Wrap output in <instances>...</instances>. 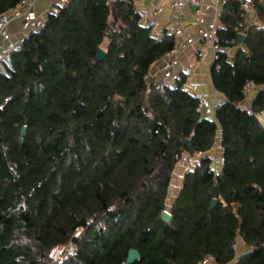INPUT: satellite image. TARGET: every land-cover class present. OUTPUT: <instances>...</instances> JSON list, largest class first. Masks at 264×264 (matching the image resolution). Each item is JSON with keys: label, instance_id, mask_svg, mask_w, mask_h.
I'll return each instance as SVG.
<instances>
[{"label": "trees", "instance_id": "trees-1", "mask_svg": "<svg viewBox=\"0 0 264 264\" xmlns=\"http://www.w3.org/2000/svg\"><path fill=\"white\" fill-rule=\"evenodd\" d=\"M20 2L0 0V14ZM255 6L257 22L237 0L221 17L213 117L186 72L149 79L176 37L157 36L136 0H69L0 59V264H127L131 248V264H264V127L244 104L252 80L250 108L264 111V1ZM219 137L221 166L208 155ZM185 152L201 155L167 222Z\"/></svg>", "mask_w": 264, "mask_h": 264}, {"label": "crops", "instance_id": "crops-1", "mask_svg": "<svg viewBox=\"0 0 264 264\" xmlns=\"http://www.w3.org/2000/svg\"><path fill=\"white\" fill-rule=\"evenodd\" d=\"M200 1L203 5L204 16L206 19L210 20L212 17L210 0ZM221 1L224 2L223 10L225 11L230 0ZM60 2L61 0H40L37 3L36 11L41 17L45 18L47 13L59 5ZM136 4L142 11V21L146 24H152L157 36L162 35L165 29L169 32L177 29L182 31L175 37L177 45L180 46L178 68L180 71H184L188 75L186 88L189 90L196 89L197 93H208L210 101L216 110V107L224 100V95L215 88L211 79V68L215 63L212 58L213 48L211 42L201 36L200 28L198 26L191 24L195 7L187 6L179 8L175 6L171 0H136ZM247 19L254 22L259 21L257 10L253 18ZM221 25L222 22L220 21V26ZM10 30L14 38L21 36L23 34L21 21H13L10 25ZM242 46L236 45L235 47L227 49L229 56L232 57L237 49ZM159 63L160 62L153 66V70L157 69L158 65H160ZM257 90L258 87L256 86L249 94H247L244 101L245 106L251 107ZM200 155L201 154L194 156L195 162ZM208 155H212L217 161V166H221L222 147L220 137L215 146L208 152ZM173 202L174 201H172V203ZM237 247H240L239 249L241 250L244 249L242 240H239ZM207 264L216 263L211 261Z\"/></svg>", "mask_w": 264, "mask_h": 264}, {"label": "built area", "instance_id": "built-area-1", "mask_svg": "<svg viewBox=\"0 0 264 264\" xmlns=\"http://www.w3.org/2000/svg\"><path fill=\"white\" fill-rule=\"evenodd\" d=\"M40 0H21V2L14 8H11L0 14V59L8 54L11 50L17 48L22 42L24 36L33 31L39 30L45 21V18L41 17L37 11L36 6ZM69 0H61L59 5H64ZM173 4L179 8H184L187 6L195 7V12L193 18L191 20L192 25H196L200 28L201 36L211 42L213 48V62L219 57L218 51L220 49L217 44V33L220 27L221 17L224 13V2L221 0H210L212 7V17L210 20L206 19L203 12V5L200 0H171ZM240 4L241 14L246 18H253L256 14V0H237ZM264 1V0H261ZM139 11L141 9L138 7ZM54 12L58 11V5L52 9ZM142 12V11H141ZM20 20L22 25L23 34L14 38L10 25L13 21ZM177 36L182 31L177 29L175 31H171ZM180 52V46L175 45V47L170 50L164 58L160 61V65H158L156 70L151 69L148 77L150 80L154 79H164L171 83H174L178 78L180 69L178 68L179 59L178 55ZM256 84L254 81H248L244 90L246 94H249L254 88ZM192 92H196V89H190ZM200 98V108L205 116L213 117L215 115V107L212 105L209 95L206 92L197 93ZM248 112L253 113L259 121L262 123L264 127V111H254L250 108V106H246ZM182 160L188 162L190 168L194 165L195 160L194 156H192L189 152H185ZM211 261H214L212 256H207L202 263L207 264Z\"/></svg>", "mask_w": 264, "mask_h": 264}, {"label": "rangeland", "instance_id": "rangeland-1", "mask_svg": "<svg viewBox=\"0 0 264 264\" xmlns=\"http://www.w3.org/2000/svg\"><path fill=\"white\" fill-rule=\"evenodd\" d=\"M144 22V21H143ZM178 165V166H177ZM173 173V178L171 181V188L169 190V196L167 199V208L166 210L169 211L170 206L172 205V201L175 200L176 196L178 195V191L181 188V185L184 180V176L186 171L188 170L189 164L185 160H181L179 164H177ZM240 247H238V254L240 253ZM68 252V246H60L56 248L52 252V257L55 259H62Z\"/></svg>", "mask_w": 264, "mask_h": 264}, {"label": "water", "instance_id": "water-1", "mask_svg": "<svg viewBox=\"0 0 264 264\" xmlns=\"http://www.w3.org/2000/svg\"><path fill=\"white\" fill-rule=\"evenodd\" d=\"M245 41H246V35L245 34H239V40H238V45L239 46H242L245 44ZM107 55V52L106 50L103 48V47H100L97 51V55H96V60L97 61H101L103 60ZM117 128L116 125L113 126V130L115 131ZM26 130H27V127L24 126L23 129H22V132L23 134L26 133ZM189 146L192 148V144L191 142H189ZM214 194H215V197L213 198L212 200V205H215L218 201V194H219V191H218V186L215 187L214 189ZM162 218L164 221H171V214L169 213L168 210H163L162 211ZM140 257V251L137 249V248H131L129 253H128V256H127V260H126V263L127 264H131V263H134L136 262Z\"/></svg>", "mask_w": 264, "mask_h": 264}]
</instances>
